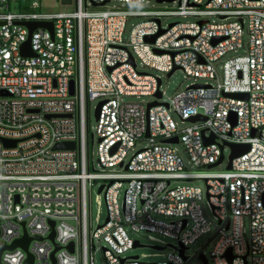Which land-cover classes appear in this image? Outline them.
<instances>
[{"label": "built area", "instance_id": "obj_1", "mask_svg": "<svg viewBox=\"0 0 264 264\" xmlns=\"http://www.w3.org/2000/svg\"><path fill=\"white\" fill-rule=\"evenodd\" d=\"M61 2L68 10L53 13L41 0H0V138L17 141L11 148L0 143V243L20 238L23 223L32 238L27 251L4 250L0 263L24 264L31 254L33 264H52L56 245L55 264H95V254L101 264H205L203 258L209 264L202 250L187 253L209 235L205 245L212 243L213 264H264V0ZM151 2L176 6L148 9ZM178 16L198 20L162 27V17ZM128 17L146 20L125 42ZM21 22L52 23V33L32 32V57L20 53L29 36ZM161 30L153 43L145 41ZM244 30V54L221 62L244 47ZM137 60L142 67L181 70L207 81L166 102L160 77L138 69ZM234 93L247 97L226 95ZM126 96H151L158 104L148 110L151 102H126ZM94 100L102 103L96 137L88 128ZM172 114L187 126L179 128ZM195 116L201 119L189 122ZM174 138L176 143L168 142ZM137 141L147 144L133 151ZM59 143L74 149H53ZM178 143L195 172L171 147ZM227 144L249 145V151L234 158L231 169L212 171L226 150L230 155ZM193 180L204 181L212 218L204 191L189 184ZM95 186L102 187L98 197L107 215L92 227ZM127 228L168 236L177 247L160 262L124 257L135 244Z\"/></svg>", "mask_w": 264, "mask_h": 264}, {"label": "rangeland", "instance_id": "obj_2", "mask_svg": "<svg viewBox=\"0 0 264 264\" xmlns=\"http://www.w3.org/2000/svg\"><path fill=\"white\" fill-rule=\"evenodd\" d=\"M42 6L49 10V12L53 13H59L67 11L68 9L65 8L61 2V0H41ZM153 6V7H152ZM165 6L167 8H171L172 6H176L173 4H156L155 2H151L148 5V9H165ZM216 22H222L219 21L216 18H213ZM146 19L142 17H128L123 33V39L125 42H128L130 32L133 29V27ZM198 19L191 16L186 17H162V27L166 28L169 24L175 23V22H196ZM248 40L247 31L244 30L242 34V41L244 44V47L237 50V52H229L227 53L222 59V61L227 60L230 57L237 56V55H243L244 50L246 49ZM138 69L146 71L149 74H152L156 77H160L161 79V90L164 92L163 95V101L170 102L178 93L185 90L189 85L193 83H205L207 80L205 79H195L191 76H187L183 71L181 70H175L169 77L166 73L156 71L154 69H150L147 67H142L139 63V60L136 61ZM221 63H216L217 67H219ZM124 101L126 102H135V103H149L153 101V97L151 96H141L139 98H136L135 96H126L123 97ZM99 101L94 100L89 102L88 104V128L89 131L92 132L95 135V128L97 126V117L95 114L96 108L98 106ZM174 121L177 123L178 127L183 129L187 126L185 123H181L177 115L172 114ZM96 137V135H95ZM147 142L145 141H137L134 150L138 151L140 149H143L146 146ZM174 150H176L177 154L181 157L182 161L184 162L186 168L188 171L195 172L196 170L193 168L192 164L189 162V157L187 155V152L184 148V146L180 143L172 145L171 146ZM96 149H97V143L94 142L93 147V160L97 159L96 156ZM132 152H130L131 154ZM228 150L225 151V158L224 161L213 168L212 171L214 172H222L225 171L227 164H228ZM178 184H184V182L177 183L174 182L172 186H176ZM192 186L200 187L204 191V199L203 204L205 207V212L207 216L212 218V213L208 207L207 199L205 197V183L202 180H193L189 183ZM98 186H95L90 191V221L92 227L96 226V220L98 219L100 221V224L102 225L106 219V207L103 201V196L101 198L98 197ZM123 200V193L120 194L119 202L121 203ZM98 202H100V206L98 205ZM163 217H160L162 219ZM167 221H171L169 217L163 218ZM127 232L129 236L134 240L139 242V246L134 247L127 252L123 254L124 257H135L138 256L139 260L142 262H160L166 260V256L169 252L173 251V247H177V241L173 238H170L168 236H164L157 232H134L131 231L129 228H127ZM209 235H203L199 239H197L193 244L190 246V250L187 252L188 254H191L193 252H197L199 250H202L206 256V258L209 259V264H213L210 260V251L212 249V243L206 244V241L208 240ZM161 247L162 249H155L154 247ZM95 264H101L100 256L99 254H95Z\"/></svg>", "mask_w": 264, "mask_h": 264}, {"label": "water", "instance_id": "obj_3", "mask_svg": "<svg viewBox=\"0 0 264 264\" xmlns=\"http://www.w3.org/2000/svg\"><path fill=\"white\" fill-rule=\"evenodd\" d=\"M160 2V0H159ZM204 22H200V24H203ZM19 25H23L25 26L28 30H29V36H28V39L21 45L20 47V53L23 57H32L34 55L32 49H31V45H30V37H31V34L34 30L38 29V28H41V29H47L49 30L51 33H52V30H53V27H52V23L50 22H21V23H18ZM164 31H159V33L157 35H154V36H148L145 38V41L148 42V43H153L155 38L162 34ZM221 39L220 38H217L215 39L214 43H217L218 41H220ZM112 68H109L108 71H111ZM175 69H173L171 72H169L167 74V76L169 77L173 72H174ZM160 80L158 81V85H160ZM200 85H194L193 87H199ZM70 95L73 96L74 95V81L71 80L70 81ZM227 96L229 97H233V98H237V99H246L247 95L245 94H242V93H234V94H226ZM156 98H160L161 97V94L159 92L156 93ZM158 102L154 101V102H151L147 105V109L149 110L151 107L157 105ZM102 105V103H98V106L96 108V111H95V114H96V117H98V113H99V109H100V106ZM68 116V115H67ZM50 116H46L47 119H49ZM69 117V116H68ZM201 117L200 116H195V117H192L191 119H189V122L193 123V122H196L198 120H200ZM233 123H235V121H233ZM146 137H148V132L146 133ZM168 142H174L176 143L177 142V139L174 138L172 140H169ZM213 142V138L211 139H206V142L205 143H212ZM0 143L3 145V147H6V148H11V147H15L16 146V143L17 141L15 140H7V139H2L0 138ZM228 147L230 148V155L228 156V164H227V169H231V162L234 158L236 157H239L245 153H247L249 151V145H237V144H227ZM55 150H67V149H71L73 150L74 149V144L73 143H59V144H56L54 146ZM116 150V146L112 148V153L115 152ZM223 161V155L220 156L219 160L212 166L210 167H216L217 165H219L221 162ZM102 190V187H100L98 189V192H100ZM51 226L53 227V222H51ZM22 227H23V235L14 240L12 242V244L10 245H4L2 243H0V255L1 253L4 251V250H13L17 247H20L22 249H24V251H27L28 249V245L31 241L32 238H30L26 232V229L24 227V223L22 224ZM49 239L50 241L54 242V230L52 229L50 235H49ZM139 246L138 242L135 241V244H134V247H137ZM58 246L55 245V249L54 251L51 253V260H52V264H55V260H54V254L55 252L58 250ZM155 249H162L161 247H154ZM68 249L72 252L73 251V244L70 243L68 245ZM180 254L182 255L183 254V249L180 250ZM225 257L228 259L229 263L231 262L232 260V257H231V253L230 251H228L225 255ZM135 259L137 258V256L134 257ZM203 261L204 263L206 264L207 261L206 259L203 258ZM1 264V263H0ZM24 264H33V256L31 254H28L27 256V259L25 260Z\"/></svg>", "mask_w": 264, "mask_h": 264}]
</instances>
